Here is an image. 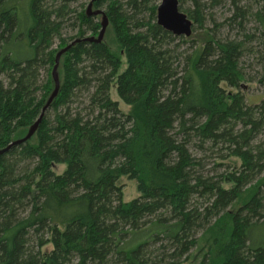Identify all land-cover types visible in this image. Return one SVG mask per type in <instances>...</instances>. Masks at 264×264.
<instances>
[{"label":"trees","instance_id":"1","mask_svg":"<svg viewBox=\"0 0 264 264\" xmlns=\"http://www.w3.org/2000/svg\"><path fill=\"white\" fill-rule=\"evenodd\" d=\"M79 1L0 0V264H264V0Z\"/></svg>","mask_w":264,"mask_h":264},{"label":"water","instance_id":"2","mask_svg":"<svg viewBox=\"0 0 264 264\" xmlns=\"http://www.w3.org/2000/svg\"><path fill=\"white\" fill-rule=\"evenodd\" d=\"M89 15H103L101 10L93 11L92 3L88 8ZM158 24L163 27L168 32L172 33L176 37H185L189 38L193 34V21L188 17L187 14L180 11L179 0H160V5L158 8ZM108 27V20L104 16V23L102 31L99 37L96 39V42H102ZM68 49V48H67ZM67 49L60 52L56 58V66L54 68V78L56 81V93L59 89V79L57 75V70L59 68V63L62 55ZM53 99V98H52ZM51 99V101H52ZM51 102L47 105H50Z\"/></svg>","mask_w":264,"mask_h":264},{"label":"rangeland","instance_id":"3","mask_svg":"<svg viewBox=\"0 0 264 264\" xmlns=\"http://www.w3.org/2000/svg\"><path fill=\"white\" fill-rule=\"evenodd\" d=\"M202 1H206V0H202ZM89 0H81L79 1L77 4H75L74 6L76 8L79 7V10L82 9L83 6H86L88 4ZM193 5V3L191 1H187V3L185 4L186 8H191ZM223 8V7H222ZM218 8L216 9V11H214V16L217 19H222L224 18V15L227 13V10L224 8ZM104 9V8H103ZM66 35H76V32L70 31L69 29L66 31ZM44 75V73L42 74ZM246 91H248V94L250 96L252 103H258L263 97H255L253 101V97L255 95H264V89H260V90H256L254 88L252 89H247ZM112 97L113 99L119 101L118 95L116 93V89L113 88L112 89ZM121 104V107L127 111L128 108L121 102L119 101ZM64 169V166H61L58 168V172H62ZM121 184L123 185V191H124V201L125 202H130L132 200H134L135 198H137L139 196V193L137 191V184L135 181L129 180L127 178H122L121 179ZM207 250V243L205 240H202L201 243L199 244V246L197 247V249H195L193 251V253L190 255V259L188 262H185L184 264H200V261L203 257V255L205 254Z\"/></svg>","mask_w":264,"mask_h":264}]
</instances>
